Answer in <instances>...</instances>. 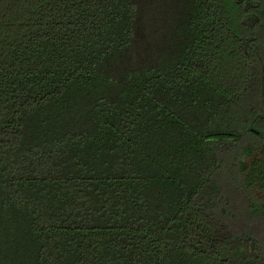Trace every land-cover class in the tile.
<instances>
[{"label":"trees","instance_id":"obj_1","mask_svg":"<svg viewBox=\"0 0 264 264\" xmlns=\"http://www.w3.org/2000/svg\"><path fill=\"white\" fill-rule=\"evenodd\" d=\"M240 218L264 0H0V264H264Z\"/></svg>","mask_w":264,"mask_h":264},{"label":"rangeland","instance_id":"obj_2","mask_svg":"<svg viewBox=\"0 0 264 264\" xmlns=\"http://www.w3.org/2000/svg\"><path fill=\"white\" fill-rule=\"evenodd\" d=\"M245 160H250L248 157H244ZM231 171L230 170H226L224 171V173L222 174V184L225 185V189H243V188H239L237 185H235V181H233L232 176H231ZM224 178V179H223ZM238 202H241L238 200ZM247 222H252L253 226L255 227L256 232L261 235L262 237H264V220L261 218H252V220H248L247 218H240V226H245L247 225Z\"/></svg>","mask_w":264,"mask_h":264}]
</instances>
